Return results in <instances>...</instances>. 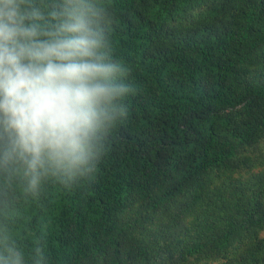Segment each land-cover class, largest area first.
<instances>
[{
    "label": "trees",
    "instance_id": "obj_1",
    "mask_svg": "<svg viewBox=\"0 0 264 264\" xmlns=\"http://www.w3.org/2000/svg\"><path fill=\"white\" fill-rule=\"evenodd\" d=\"M15 3L47 39L68 0ZM73 3L124 91L76 167L0 114V264H264V0Z\"/></svg>",
    "mask_w": 264,
    "mask_h": 264
},
{
    "label": "clouds",
    "instance_id": "obj_2",
    "mask_svg": "<svg viewBox=\"0 0 264 264\" xmlns=\"http://www.w3.org/2000/svg\"><path fill=\"white\" fill-rule=\"evenodd\" d=\"M64 17L39 39L15 0H0V114L32 170L45 157L86 163L107 106L124 91L109 83L116 68L98 54L86 11L68 0Z\"/></svg>",
    "mask_w": 264,
    "mask_h": 264
}]
</instances>
